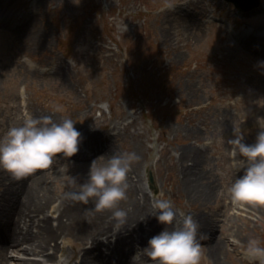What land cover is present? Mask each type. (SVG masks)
I'll list each match as a JSON object with an SVG mask.
<instances>
[{"label": "rangeland", "instance_id": "1", "mask_svg": "<svg viewBox=\"0 0 264 264\" xmlns=\"http://www.w3.org/2000/svg\"><path fill=\"white\" fill-rule=\"evenodd\" d=\"M188 2L0 0V14L12 15L10 28L0 23V139L22 123L25 105L21 103V88L26 92L27 111L34 116L70 118L76 128H89L95 152L110 146L119 154L134 153L138 143L135 128L142 132L148 147L142 163L149 167L145 170L142 166L140 175L151 200L170 198L174 208L181 211L179 205H185V199L172 195L176 176L163 148L173 152L184 146L188 135L191 140L185 146L192 145L208 158L206 168L218 190L216 206L225 213V206L231 202L227 190L238 177L232 160L223 157L226 150L222 143L227 141V134L217 130L214 120L218 113L228 111L235 116L234 130L248 136L263 104L264 62L249 61L248 55L234 52L218 25L228 28L231 24L260 33L264 30L260 14L264 0H257L259 7L247 11L257 13L252 15L225 0H207L188 8L185 16L192 13L200 18L198 28L204 35L198 43L178 42L180 33L172 37L168 26L172 17L175 19L177 6ZM209 14L219 22H204ZM22 27L26 30L20 36L17 31ZM35 34L46 41L42 48H33ZM52 63L64 66V77L52 73ZM187 79L196 85V99L206 104L207 110L186 114L190 97H178L177 92L187 87ZM115 122L132 125L113 138L107 131ZM68 187L72 189L69 183ZM195 206L185 210L193 214ZM261 220L254 227L253 222L245 225L241 220L242 231L245 227L251 232L250 239L240 242L244 248L250 240H258L264 247V218ZM200 243V264H212L207 258L211 242ZM64 246L65 253H58L56 264H76V258L68 257L76 247L67 241ZM244 248L228 245L221 264H248L242 256Z\"/></svg>", "mask_w": 264, "mask_h": 264}, {"label": "bare ground", "instance_id": "2", "mask_svg": "<svg viewBox=\"0 0 264 264\" xmlns=\"http://www.w3.org/2000/svg\"><path fill=\"white\" fill-rule=\"evenodd\" d=\"M206 1L189 0L183 6L182 3L177 6L175 19L172 17L171 24L168 26H170L172 37L178 35L176 32L180 33L177 36L178 42L201 41L204 34L198 28L200 18L192 13L185 16V12L190 7L196 8L193 5ZM198 14L203 15L202 12ZM260 14H263L261 20L264 26V2L262 9L260 8ZM11 20L12 15L0 14V23L9 26L7 28L11 27ZM25 28L27 29V26ZM25 28L22 27L17 33L20 36L24 35ZM164 31H162L163 34H165ZM239 31H241L240 34L244 33L242 29ZM247 31L243 35H236L235 40L243 41L251 38L246 36L249 33V30ZM261 34L259 39L263 41L264 33ZM33 42V48L37 49L42 48L46 41L42 42L35 34ZM50 68L56 76L60 78L65 76V68L62 64L52 63ZM187 80V87L177 92L178 97L181 94H184L186 98L190 97L186 114L207 110L208 106L197 100L199 96L198 90L195 89L196 85L190 79ZM261 88L263 104L257 111L255 120H252L254 125L250 127V133L244 137L243 142L246 144H254L257 133L264 128V85ZM222 112L223 114L218 113L214 123L217 122V130L221 129L227 134L228 141L234 139L237 132L234 130L233 122L235 116L228 111ZM212 123L210 125L213 129L214 123ZM129 125L132 123L109 124L107 134L116 138L119 131L128 130ZM76 129L81 133V143L78 153L73 157L66 158L58 154L54 157L50 168L37 170L21 180L14 179L10 173L0 168V264H12V261L19 264H56L59 259L58 253H65L66 241L70 242L74 248L76 247L68 256L76 258V264H132L129 255L133 257L138 250L146 248L149 239L164 230L165 226L158 223L155 216L149 215L153 200L140 175L142 166L145 170L149 167L148 164L142 163L148 147L141 136L142 132L136 131L135 128L133 132L138 138V143L134 153L139 159L133 163L128 173L127 199L120 204V208L127 212V222L123 226L118 224L110 211L97 212L93 201L90 200L88 204H84L72 201L65 196L66 192L72 190L69 187L65 188L67 180L72 177L76 180L79 178L88 180L93 161L96 160L97 166H102L112 155L119 154L117 149L110 146L103 151L95 152L92 148L96 145L89 140L93 134L90 129L87 127ZM161 131L166 133L164 129ZM194 137L200 141L198 136ZM189 140L191 137L186 135L185 144ZM227 141L222 143L226 150L223 157L232 160L230 156L232 146ZM185 144L173 152L163 148L169 159L170 170L176 176L172 195L174 197L180 194L179 198L185 199V205H179L181 211L185 213H188L185 210L186 206L196 204L193 214H188L193 215L199 222V231L205 235L203 240L211 242L208 260L212 264H221V255L227 250L228 245L236 249L239 246L245 247L244 243L239 246L233 244V238L240 242L250 239L251 232H248L245 227L242 231L241 220L245 222V225L253 222V227L254 224L261 223V218H264V206L235 205L230 202L225 206L227 211L221 212L216 206L219 200L217 186L206 168L208 158L201 150L195 149L192 145L185 146ZM87 151L92 152L86 153ZM239 173L243 175V170ZM60 187L65 189L62 190ZM173 202L176 201L173 200ZM132 243L133 250L132 248L129 250ZM137 264H156V262L147 255H142Z\"/></svg>", "mask_w": 264, "mask_h": 264}, {"label": "clouds", "instance_id": "3", "mask_svg": "<svg viewBox=\"0 0 264 264\" xmlns=\"http://www.w3.org/2000/svg\"><path fill=\"white\" fill-rule=\"evenodd\" d=\"M20 96L25 105L22 123L11 127L0 139V168L16 180L50 168L58 154L73 157L81 143V133L75 128L74 120H56L52 115L34 116L27 111L23 88ZM243 141L240 131L227 141L232 146L230 156L234 172L243 170V175L236 178L227 191L235 205L264 206V128L257 133L254 144ZM138 159L135 153H122L112 155L102 166L93 161L87 182L78 184L72 177L69 181L72 190L65 196L84 204L93 201L97 212L110 211L123 226L127 222V212L120 204L127 199L128 173ZM151 209L149 215L155 216L165 228L149 239L146 248L134 254L132 264H137L142 255L156 264H200L203 256L200 241L205 235L199 231L200 224L193 215L175 209L170 198L154 199ZM232 243L240 245L234 238ZM242 256L248 264H264V247L258 240H250Z\"/></svg>", "mask_w": 264, "mask_h": 264}, {"label": "water", "instance_id": "4", "mask_svg": "<svg viewBox=\"0 0 264 264\" xmlns=\"http://www.w3.org/2000/svg\"><path fill=\"white\" fill-rule=\"evenodd\" d=\"M226 1L234 3V5L241 10V9H246L247 5L254 0H226Z\"/></svg>", "mask_w": 264, "mask_h": 264}]
</instances>
